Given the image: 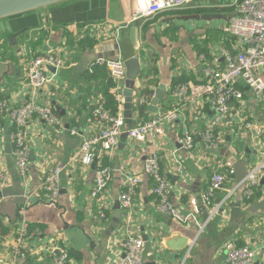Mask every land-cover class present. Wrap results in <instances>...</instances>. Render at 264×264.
<instances>
[{
	"label": "crops",
	"instance_id": "1",
	"mask_svg": "<svg viewBox=\"0 0 264 264\" xmlns=\"http://www.w3.org/2000/svg\"><path fill=\"white\" fill-rule=\"evenodd\" d=\"M196 1L201 3L144 19L143 26L148 32L143 37L142 46L150 56L142 66L152 63L158 72L159 83L166 84L168 89L167 98L157 105L158 111L150 112L154 115L164 113L169 111L168 105H171L170 110L179 108L183 113H179L175 122L169 123L161 142L133 143L128 138L123 149L119 147L113 158L108 157L113 162V166H109L114 170L113 179L99 201H93L90 197L95 169L83 168L75 156L83 138L92 132V113L101 98L96 93L98 82L86 81V78L92 75L90 67L97 59L119 58L114 49L115 37L104 36L94 47L78 51L76 46L63 45L64 38L59 34L58 44H52L49 36L33 50L24 33L32 36L42 30L39 28L45 21L44 14H29L0 22V38L10 43L11 53L17 59L5 60L13 65L14 70L5 77L0 92H8V98L15 99V104L23 103L32 93L31 89H22L27 82L24 60L26 46L33 54L42 52V47L45 51L60 49L67 59L58 81L42 89L46 100L54 102L56 109L60 107L61 111H65L62 115L57 109L64 126L62 129L52 128L41 118H34L28 123L26 133L34 157H31L27 179L19 172L13 147H8L9 134L14 125L9 118L0 119V162L8 175L5 183L0 182V264L12 262L14 254L11 250L21 232L26 239L23 251L28 256L26 260H18V264H51L47 248L58 241L69 249V264H119L124 253L122 242L129 233L144 239V258L148 264H225V245L228 242L257 247L259 254L256 264H264V245L261 242L264 233V188L256 187L253 197L245 198L243 189H235L238 182L232 176L233 168L231 179L226 178L222 188L214 195L213 203L218 210L207 224L210 209L201 200L215 171L229 174L227 162L234 158L238 161L247 158L249 171L264 159V103L255 101L249 88L243 86L246 115L263 129L259 141H254L250 136L238 139L231 133L230 127L222 131L218 129L219 133L227 136L216 159L211 155L200 159L199 154L203 149L200 132L206 116L210 114L208 104L203 101L189 105L184 99L180 100L185 103L179 104L171 97L172 83H179L180 80L200 82L204 66L222 65L221 49L235 47L234 38L225 30L234 16L235 7L231 2L235 0ZM122 11L129 20L133 19L134 9L123 5L120 0H80L52 8L50 18L52 25L79 21L91 26L88 22L113 20ZM111 26L115 27V24ZM170 28L177 32L176 39L165 35ZM65 29L76 38L80 37L82 29L93 35L90 27L79 29L71 24ZM99 31H103V28L100 27ZM182 31L184 38H181ZM192 39L199 44L207 41L208 58L201 54L205 60L200 59L201 55L197 54ZM0 53L2 55V49ZM142 78L146 85L145 76ZM141 90V84H137L135 98L139 104ZM232 103L236 104L235 108L240 107L238 101ZM124 104V114L132 120L128 126L130 128L137 125L140 118H132L131 106L128 107L126 102ZM185 126L196 133L197 148L190 153L183 150L178 141ZM75 128L78 133L74 135L72 130ZM152 152L159 153L161 171L174 184V203L181 210L189 212L192 200L200 201L201 212L196 220L189 218L187 222H180L157 211L154 182L145 173H142V182L131 210L116 206L120 192L125 189L126 176L143 170L144 160ZM57 165L63 167L61 194L57 201L51 202L46 200V192L41 184L46 171ZM103 209L106 217L100 219L99 214ZM112 221L117 226L106 238L105 232ZM36 231H39V239L32 236Z\"/></svg>",
	"mask_w": 264,
	"mask_h": 264
},
{
	"label": "built area",
	"instance_id": "2",
	"mask_svg": "<svg viewBox=\"0 0 264 264\" xmlns=\"http://www.w3.org/2000/svg\"><path fill=\"white\" fill-rule=\"evenodd\" d=\"M193 0H128V7L134 9L133 20L156 16L162 12L172 9H181ZM239 9L238 15L233 16L226 25V32L234 38L235 47L233 49L222 48V65H205L203 78L200 82H182L175 86L171 92V97L176 102L183 104L180 99H184L189 105L205 101L209 102L211 114L206 116L204 126L200 132L203 149L199 158L211 155L216 159L220 146L226 141L227 134L219 133L218 129L230 127L231 133L238 139L250 136L256 142L259 141L263 129L260 124L246 115L245 94L243 86H247L253 93V99L264 103V0H235ZM75 26V25H74ZM90 27L93 36L100 38L111 36L113 26L110 24H94ZM102 27L103 31H99ZM50 34L54 29H48ZM86 29L80 30L85 34ZM28 46L24 50L27 82L22 87L23 90H30L32 93L27 96L21 104H15V99L7 98L0 101V119L9 118L14 125V129L9 134V141L13 147L18 169L24 179H27L31 162V144L28 141L26 128L28 123L34 118L44 120L50 127L62 129L64 122L59 116L55 103L46 100L43 90L49 83L58 81L59 73L66 66V56L60 49H49L41 54H33ZM205 60V56H200ZM105 66L110 77L115 80L116 101L118 108L116 112L106 107L104 98H100L92 113V132L85 136L76 154L77 161L85 169H93L95 160L98 161L95 171L93 188L90 197L93 201H99L108 190L113 179L114 170L104 165V157L113 158L119 151L120 137L124 131H128V138L133 143L161 142L166 135L169 123L175 122L177 116L183 111L179 108L155 114L150 119L141 124L128 128L125 113V97L122 94L124 81L126 79V66L121 58L101 57L94 63ZM53 67L55 71H51ZM90 72L94 70L90 67ZM42 90V92H41ZM41 92V93H40ZM19 96V95H18ZM155 96L153 93L142 95L140 104L147 107ZM240 103L239 108H235L233 101ZM72 133H78L73 129ZM179 144L186 152L195 151L197 148L196 133L188 126H185L179 137ZM98 153L101 156L98 157ZM233 173L231 162H227ZM143 170H138L126 176V186L119 194V202L123 209L130 211L137 195L138 186L142 182V173H145L154 182L153 193L157 196V211L170 216L180 222H187L189 218L197 219V214L201 212L200 201L193 199L192 208L188 215H184L180 207L172 200L174 184L168 180L161 171L160 155L152 152L144 160ZM62 166H55L46 171V176L41 188L46 192L47 201H57L61 194ZM8 175L4 171L0 162V182L5 183ZM227 175L218 171L212 174L211 181L206 192L202 195V203L210 209L205 224L217 212L218 206L213 203L216 191L222 188ZM258 186L264 188V159L251 168L244 179L236 184L235 189H243L244 197L250 199ZM104 216V215H102ZM123 242L124 253L119 264H147L144 258L145 241L140 236L132 233L125 236ZM18 241L25 246V235L21 232L17 236ZM264 245V233L261 238ZM62 243L51 244L47 251L51 257V264H69V249ZM63 245V244H62ZM13 260H22L23 250L19 248L18 242L12 248ZM225 264H256L259 249L250 244L238 245L235 242H228L225 245Z\"/></svg>",
	"mask_w": 264,
	"mask_h": 264
},
{
	"label": "water",
	"instance_id": "3",
	"mask_svg": "<svg viewBox=\"0 0 264 264\" xmlns=\"http://www.w3.org/2000/svg\"><path fill=\"white\" fill-rule=\"evenodd\" d=\"M80 0H0V22L18 18L21 16L29 15V14H44L45 21L42 23L39 29L48 28L54 29V33L50 34V42L52 44L60 42V32L58 28H69L71 24L75 25L76 28L82 29L83 26H86L87 23L84 22H74L67 23L63 25L51 24L50 18V10L52 8L65 5L67 3H72ZM122 4H128V0H120ZM234 1V0H232ZM201 2L193 0L190 4L184 5L192 6L199 5ZM203 4V2H202ZM178 18V17H177ZM144 19H128V16L123 13L116 19H101L97 21L88 22L90 25L94 24H115L113 27V36L115 37L116 42H114V49L117 50L119 58L123 59L126 66V79L124 81V87L122 90V94L125 97V102L128 105H132L135 100V88L137 84H141L143 89H146L147 86L144 84L142 76L144 75L145 69L148 67L142 66V63L148 59L149 51L146 50L145 47L142 46L143 37L146 36L148 29L144 28ZM191 19V18H189ZM115 20V21H114ZM111 22V23H110ZM111 35V36H112ZM11 39H9L10 41ZM12 42V41H11ZM106 58V57H105ZM148 61V60H147ZM13 65L3 60L2 55L0 53V85L5 80L7 75L13 73ZM51 71H55L53 67H50ZM168 89L166 84L160 83L155 88V96L151 101V105L149 106V110L153 113L158 111L157 105L161 100L167 98ZM60 112V107H57ZM62 115L65 114V111H61ZM126 123L128 125L132 124V120L130 118H126ZM128 131H124L120 137L119 147L124 148L126 145V141L128 139ZM9 148H12V144H8ZM230 154V153H229ZM31 157H34V152L31 153ZM231 163L234 168V173L232 176L236 179L237 182L241 181L248 173V159L238 161L235 158L231 160ZM98 161L95 160L93 164V169L96 170ZM117 207L120 206V202L116 203ZM184 215H188V212L182 210ZM117 226L115 221H112L111 225L108 227L105 232V237L108 238L112 232V230ZM148 264V263H147Z\"/></svg>",
	"mask_w": 264,
	"mask_h": 264
},
{
	"label": "trees",
	"instance_id": "4",
	"mask_svg": "<svg viewBox=\"0 0 264 264\" xmlns=\"http://www.w3.org/2000/svg\"><path fill=\"white\" fill-rule=\"evenodd\" d=\"M58 30H60V36L62 38H64L63 45H65V46L69 45L71 47L76 46L78 51H84L88 48H92L100 40V37H98L96 35L93 36L90 33H85V34L81 33L79 35L80 37L76 38L71 31H69L63 27L58 28ZM26 34L27 33H24V37H26V41L30 40L28 45L33 50H35L37 47L41 46L43 43V40L49 38V36H50L49 30H46V29L38 30L34 34H32V36H30V35L28 36ZM191 41H192V43L194 42V48H195L198 55L205 54L206 58L209 57V50L207 49V46L205 45V43H207V41L202 42V44H199L195 39H192ZM0 49L3 50V53H2L3 60L11 59L12 61H17L16 57H14L11 53L12 46L10 45V43L2 40L1 38H0ZM44 49L45 48L42 47L41 48L42 52H37L36 54L38 55V54L45 52ZM91 67L94 70V72L90 77L86 78V81H89V80L94 81L95 80L98 82V87H96V90H97L96 93L101 95L102 98H104L107 108H110L111 111L116 112L117 108H118V102L116 101V90L115 89L117 87V84H116L115 80H113L110 77L108 70L105 66L92 64ZM157 74H158V72L156 71V68L154 67V65L152 63H149V65L146 69V73H144V76L146 78L145 83L147 85V88L141 90L139 92L140 95H147V94L154 92L155 88L160 84L159 79L157 77ZM177 82L178 81H175L174 83H172L173 84L172 89H174L177 84L182 83L184 81L180 80L179 83H177ZM8 95H9V93L6 92L5 90L0 92V101L3 99H7ZM135 99L136 100L134 101V103L132 105H129L128 107L131 106L130 113L132 115V118L133 117L135 119L137 117L140 118L139 123H137V125H138V124H141L144 121L150 119L154 114H152L150 112L149 108L145 104H139L137 98H135ZM172 107H171V105H168L169 109H171ZM127 126H130V125H127ZM102 163L104 165L113 166V162H111V160H109V158L107 156L102 159ZM231 177L232 176L230 173L227 174L228 179H231ZM29 229H33V228H29Z\"/></svg>",
	"mask_w": 264,
	"mask_h": 264
},
{
	"label": "bare ground",
	"instance_id": "5",
	"mask_svg": "<svg viewBox=\"0 0 264 264\" xmlns=\"http://www.w3.org/2000/svg\"><path fill=\"white\" fill-rule=\"evenodd\" d=\"M231 5L233 6V7H235L234 9H235V12H234V16H237L238 15V9H239V7H238V5L235 3V2H231ZM204 70V69H203ZM207 104H208V106L210 107V105H209V102H207ZM95 108V107H94ZM212 113V111L210 110V114ZM178 116H179V114H178ZM178 116H177V118H178ZM98 155V157L99 156H101V153H98L97 154ZM109 167V166H108ZM111 168V167H110ZM51 169V168H50ZM20 172V171H19ZM62 172H63V170H62ZM21 174V173H20ZM22 176V175H21ZM244 179V178H243ZM242 179V180H243ZM169 180V179H168ZM241 180V181H242ZM240 182V181H239ZM45 197H46V193H45ZM32 236L35 238V239H39L40 238V234H39V231H36V232H33L32 233ZM18 242V245H19V248L21 249V250H24L26 247L23 245V243L22 242H19L18 241V238L16 237L15 238V242L14 243H17ZM60 246H64V245H60ZM11 252H13V250H11ZM27 253L25 252V253H23L22 254V260L24 259V260H26L27 259ZM9 264H18V262L17 261H12V262H10Z\"/></svg>",
	"mask_w": 264,
	"mask_h": 264
},
{
	"label": "rangeland",
	"instance_id": "6",
	"mask_svg": "<svg viewBox=\"0 0 264 264\" xmlns=\"http://www.w3.org/2000/svg\"><path fill=\"white\" fill-rule=\"evenodd\" d=\"M183 33L184 32L182 31L181 34H183ZM165 35L173 37L174 39H176L178 34L174 28H170V29L165 31ZM181 38H184V34L181 36ZM250 93L253 96V93L251 91H250ZM102 215H104V216H102ZM99 217H100V219H103L106 217V211L104 209L100 212ZM127 235H129V234H127ZM110 236H111V234H110ZM125 238L126 237H124L123 242H124ZM123 242H122V244H123Z\"/></svg>",
	"mask_w": 264,
	"mask_h": 264
}]
</instances>
